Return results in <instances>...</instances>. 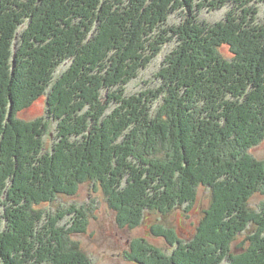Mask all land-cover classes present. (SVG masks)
Masks as SVG:
<instances>
[{
	"label": "trees",
	"instance_id": "trees-1",
	"mask_svg": "<svg viewBox=\"0 0 264 264\" xmlns=\"http://www.w3.org/2000/svg\"><path fill=\"white\" fill-rule=\"evenodd\" d=\"M262 5L0 0V264H93L74 239L87 232V214L41 208L77 196L87 184L101 190L127 229L148 212L188 209L200 187L212 191L194 239L173 242L186 251L178 246L166 258L141 241L147 254L135 250L129 261L264 264V206L261 212L250 206L264 195V162L251 153L264 141ZM224 9L218 24L198 19ZM178 14L182 22L170 25ZM170 45L159 88L128 95ZM44 96V120L17 118ZM53 124L57 137L48 149ZM159 228L154 235L173 246L169 230ZM246 232L243 253H233Z\"/></svg>",
	"mask_w": 264,
	"mask_h": 264
},
{
	"label": "rangeland",
	"instance_id": "rangeland-1",
	"mask_svg": "<svg viewBox=\"0 0 264 264\" xmlns=\"http://www.w3.org/2000/svg\"><path fill=\"white\" fill-rule=\"evenodd\" d=\"M228 11L229 9L214 12L205 10L199 14L198 19L202 24H218L225 21ZM183 17H185L183 14L175 15L170 19L169 24H179L184 19ZM259 18L261 21H264L263 5L260 7ZM173 50V45L164 48L151 65L140 74L139 78L128 86V95L140 94L141 92L159 88L158 73L165 59ZM221 52L226 58L232 57L228 47H224ZM66 70L67 66H63L59 69L57 75L61 76ZM46 100V96H44L34 101L30 108L20 113L17 118L26 123L44 120L47 116ZM50 134L51 136H48L46 139L48 149L55 143L57 124L50 125ZM251 153L257 160L264 162V141L258 147L252 149ZM198 191L196 201L188 209L184 207L166 216L157 212H148L143 223L133 229L119 226L117 222L118 216L109 208L103 193L101 190L95 191L91 184L84 185L75 197L62 196L52 205L41 208L55 215L67 211L72 207H77L78 210H82L87 214L89 221L87 232L74 236V239L80 243L93 264H138L129 261L127 256L136 253L135 250L137 252L143 250L147 254V249L138 244L141 241H145L149 248L161 250L159 254L164 257L171 258L181 246L174 245L173 242L176 240V236L186 243L194 239V235L197 234L198 227L205 217V213L213 204V193L210 189L200 187ZM250 206L253 210L261 212L264 206V195L257 194L252 199ZM3 211L4 209L0 208V214ZM71 221L72 217H68L61 225L67 226V223H71ZM158 227L161 228L156 231L157 233L160 231L166 233L169 230L167 232L172 236V245L175 247L169 245L167 240L154 235L155 228ZM170 231L174 232V235L170 234ZM252 231V233L255 232L253 228ZM248 233L250 234L251 231ZM248 233L246 232L239 237L233 246V253H243L241 245L247 239ZM182 248L185 250L184 247ZM147 259L153 263L151 259Z\"/></svg>",
	"mask_w": 264,
	"mask_h": 264
}]
</instances>
